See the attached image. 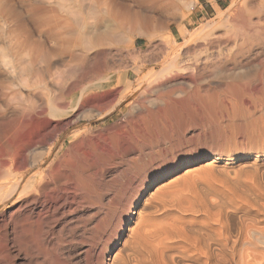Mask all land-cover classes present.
<instances>
[{
    "label": "bare ground",
    "instance_id": "bare-ground-1",
    "mask_svg": "<svg viewBox=\"0 0 264 264\" xmlns=\"http://www.w3.org/2000/svg\"><path fill=\"white\" fill-rule=\"evenodd\" d=\"M187 5L0 0V264H264V0H232L192 33L178 23L185 41L175 53L171 27L188 16ZM211 99L225 102L227 113L248 112L239 140L245 151L191 153L145 175L102 259L92 222L108 192L116 187L113 201L128 196L131 154L172 139L175 116L206 110ZM244 154L256 161L202 193L187 187L168 199L151 192L192 163H232ZM122 166L130 174L120 187L107 177ZM150 201L153 211L145 214ZM87 222L95 227L90 236ZM69 226L81 233L68 241L83 239L88 249L63 245Z\"/></svg>",
    "mask_w": 264,
    "mask_h": 264
},
{
    "label": "rangeland",
    "instance_id": "rangeland-1",
    "mask_svg": "<svg viewBox=\"0 0 264 264\" xmlns=\"http://www.w3.org/2000/svg\"><path fill=\"white\" fill-rule=\"evenodd\" d=\"M190 1L192 2L191 6L187 5L188 3H190ZM184 3H185V5L188 6V8H186L187 6H185L188 16L183 20H182V18H180L178 16L177 18H179L178 19L179 22L177 21V23L172 24V27H171L172 31L175 29L174 35L177 38V50L175 51V53L177 51H179V49L181 48V46L183 45V43L185 41V39L183 37L179 36L178 29H177L178 23L185 25L187 27L188 31L190 33H192L195 30V28L201 26L204 22L209 21V20L213 19L214 17H216L217 15H219L218 9H222V10L228 9L230 6L229 4L232 3V0H186V2L184 0ZM190 19L195 20V24L193 26L190 24ZM175 53H173L169 58H171L173 55H175ZM262 54L264 56V53H262ZM263 56L261 57V59L262 58L264 59ZM263 59L261 61H263ZM263 98H264V96H263ZM215 100L210 101V103L213 106L210 104V105H208L209 108H207L208 110L212 109L211 111L214 114H212V112L210 113V111L208 112V110L206 109L208 112L207 113L206 110L202 107V108H200L202 110V112H201V110H197V111L195 110L194 111L193 109L188 108V110L186 112H181L179 115H176L178 118L175 116L176 119H174V126L172 127L171 132H169V133H171V134H169L170 135L169 137L170 138L173 137L172 138L173 141H172V139H170V140L166 139L167 140L166 141L162 137L161 140H163V141H162V143L159 144V146H161V148H158L159 146L156 145L153 149H150L151 151L149 149L145 150L142 153L143 155L141 153H140L141 155L139 153H138L139 155L131 154V160H133V161H131V183L128 185V189H127L128 190V192H127L128 196L127 197H131V199L128 200L127 197L122 198L121 197L122 195L120 194L121 196H117V197L115 196V198H117V201H116V199H115L116 202L113 201L111 197H113L115 195V189H116V187H115L114 192L113 193L108 192L107 196L105 197L104 203L105 202L106 203L104 205V208L106 207L105 208L106 210L103 208V210L101 211V214L98 216L97 220L96 221L94 220L92 222V224L94 225V223H95L94 226L96 228L97 227L98 228L96 229L91 223L87 222V226H86L87 227L86 229L88 232L87 236L89 234H91V232L93 231L92 230L93 227L95 228V230L98 233V234H96V236L98 237V240L96 242H98V243H97V247H96L95 252L99 253L101 251V255L102 254L104 255V257L102 255V259L104 258L106 261H108V249L111 246V244H109L110 240L113 238L114 233L116 234L118 232V234L116 236L121 235L123 223H127L126 220L128 219L129 212L132 209V207L134 206V204L136 203L135 202L136 196H138L139 193L142 191L141 181L145 175H149L151 172H154L153 169L155 170L162 165L171 164L175 161V159H177V160L182 159V157L184 158L186 155L191 154V153L192 154H194V153H197V154L211 153V152H215V151H220L221 147H222L221 149H223V148L224 149H231L233 154H238V155L240 152L242 153L245 151V150H241L243 148V146H242V144L239 143V142H241L239 140L242 138V135L243 136L245 135V133L247 131L246 122H247L248 117H249L248 112H246V111L244 112V110H240V111L237 110L238 112L244 113V114H237L238 112L235 111L237 115L236 114L234 115L235 112L233 113V111L228 110L229 112L227 113V110H226L227 107H225V105H226L225 102H223L222 100H221L222 101L221 102L219 100L221 103V104H219V101L218 100L215 101ZM213 101H215V102H213ZM124 104H126V103H124ZM222 104H223V107L220 106ZM214 106H218V107L216 108ZM121 107H118V109H120ZM210 107H213L214 110H213V108H210ZM215 108L216 109L219 108V109L216 110ZM221 111H222V113H221ZM223 111H224L225 115L227 113L226 117L223 116L224 115ZM192 112H193V114H192ZM198 112H200L202 114H199ZM118 113H119V111L113 113L112 115L108 116L107 118H105L103 120H100L98 122H94L93 126L95 127L97 125L104 124L105 122H109V121L114 120L116 118V116L118 115ZM188 113L189 114L191 113V114L189 115ZM206 113L209 115H207ZM260 113H258V114L260 115ZM262 113H264V109L262 110ZM197 115H199L200 117ZM232 115L235 118H231ZM238 115H240V116L242 115L244 118H242V116L240 117ZM244 115H246V116H244ZM246 117H247V120H245ZM240 119H243V121ZM234 120H235V122H234ZM84 122H85L84 120H81L78 122L77 125L82 124ZM241 126H243V127H241ZM242 128L245 130V132H244V130H242ZM63 136L64 135H62L61 138ZM164 137H165V135H164ZM58 142H59V140H58ZM58 142H57V144H58ZM170 143L172 144V146ZM156 147H157V149H156ZM164 148H165V151H161ZM149 151L150 152L155 151V155L154 154L150 155ZM157 151L159 152L158 155H157ZM146 152H147V154H146ZM146 155H149L150 157H148ZM142 156H143V158H142ZM137 157L138 158L141 157V158L137 159ZM145 157H146V159H145ZM135 159L139 161V162H137L138 164L137 163L135 164V162H136ZM142 159H144V160H142ZM209 161L210 162L212 161L211 157H209L206 160L198 161V162H195V163H192L188 166L183 167L179 172L175 173L172 176L167 177L166 179L162 180L160 183L155 184V186H153L151 188V192L155 191L156 193H158V195L164 196V197L166 196L168 199L173 197V194H175V193L184 192L187 187L189 189V190L187 189V191L191 190V192H193V191L197 192L198 191V192L202 193L207 188H209L211 185L213 187L220 185L219 184V182H221L220 179H226L227 177H229V179H230V177H233L234 176L233 171H236L235 169H237L239 167V165H243V163L249 164L251 161L255 162L256 160H255V156H245V154H244L243 157H241L239 159L233 158L232 161H229L232 163H227V161L224 160V161H212L211 165H208L210 163ZM132 164L134 166H132ZM139 165H141V167ZM212 165L214 166L215 170L212 169L210 171L209 169H207V167L212 166ZM199 167H203V169H201V168L199 169ZM127 168H128L127 166L119 167L118 170L115 172V175H113V176L109 175L110 177L108 176L107 180L108 181H114L113 180V178H114L115 179L114 184L115 185L118 184L117 186L121 187L122 186L121 182L122 183L125 182L128 179L129 174H130V171L127 170ZM120 170H121V172H120ZM126 171L127 172L129 171V172L127 173ZM223 171H225L228 174H225ZM117 172H118V174H117ZM232 172H233V174H232ZM118 175L120 176L121 179L118 178L119 177ZM229 175H231V176H229ZM116 176H118V177H116ZM225 176H227V177H225ZM214 181L215 182L219 181V182L217 184ZM212 183H214V184H212ZM182 194H184V193H182ZM211 195H209L208 197H211L214 199L216 198V197H214L213 194H211ZM147 196H148V194H147ZM111 200L114 203H111L109 205V202ZM148 203H150V204H148ZM148 203H146L144 205L145 206L144 210L142 209L145 214H148V212L153 211V208L151 205L152 202L150 201ZM112 206H114V207H112ZM108 207H110V208L108 209ZM108 210H110V211H108ZM106 214H107V216H106ZM157 214L160 215V212L156 213V215ZM100 218H101V220H100ZM108 221H109L110 225L112 224V227L109 224H107ZM102 223H103V225H102ZM131 224H133V223L131 222ZM70 230L72 232H70ZM73 231H75V230H72V226H69L68 229L66 230V234H65L66 237H64V239L66 238V242L63 245L65 246L66 244H68V242H73V245H74L73 249L74 250L80 249V248H83V250L88 249L89 246L87 243H85L83 245L79 244V241L81 239H78L79 241L77 240L76 242L71 241V239H69L70 241H68V238L70 237L71 234L75 235L74 237H76V238H78V236H80V234H79L80 230L75 231V233H73ZM77 233H78V235H77ZM105 238L107 239V241ZM90 242H93V240ZM76 243H78V245ZM103 247H104V249H103ZM102 249H103V251H102ZM78 253H79V251H78ZM82 253H83V251H82ZM77 254L74 257H77L79 255V254L78 255ZM77 261L79 264H81L83 262V261H79L78 259L77 260L74 259L72 264H77ZM94 262H95V260H94ZM82 264H87V263L85 261Z\"/></svg>",
    "mask_w": 264,
    "mask_h": 264
}]
</instances>
